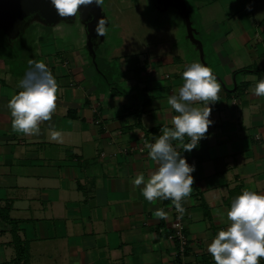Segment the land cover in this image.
<instances>
[{"label":"crops","instance_id":"0c3cea01","mask_svg":"<svg viewBox=\"0 0 264 264\" xmlns=\"http://www.w3.org/2000/svg\"><path fill=\"white\" fill-rule=\"evenodd\" d=\"M191 1L198 39H212L208 66L221 90L210 103L214 123L205 137L191 150L177 149L195 164L182 201L184 256L168 239L171 201H147L143 185L132 181L156 167L145 145L171 126L176 113L167 97L199 59L197 49L157 28L142 34L148 41L140 54L129 53L126 42L106 46L105 32L92 55L81 23L70 43L61 31L63 45L41 41L26 58L44 61L59 85L39 133L12 128L7 102L26 71L0 59V264H215L207 244L230 223L220 213L244 188L264 192V96L252 92L264 78V0ZM51 129L61 137L53 139ZM156 208L168 216H155Z\"/></svg>","mask_w":264,"mask_h":264},{"label":"clouds","instance_id":"9594fccd","mask_svg":"<svg viewBox=\"0 0 264 264\" xmlns=\"http://www.w3.org/2000/svg\"><path fill=\"white\" fill-rule=\"evenodd\" d=\"M101 0H50L61 17L75 16L81 6ZM107 21L104 16L97 18L95 34L103 36ZM32 69L18 81L19 91L7 102L11 114V126L24 134H36L40 131V122L48 121L56 108L59 89L56 77L42 60H29ZM182 84L167 97V104L175 111L171 117V126H164L162 134L145 145L147 156L155 162L147 177L143 172L135 175L132 183L143 185L141 193L149 201L170 200L179 215L185 209L182 201L192 191L195 164H190L179 152L183 144L185 150H191L205 137L210 125V103L214 102L221 90L213 69L199 59L189 62L182 72ZM252 92L264 96V78L256 81ZM205 102L197 106L196 102ZM51 137H61V132L51 129ZM187 136L188 142H184ZM172 141L180 143L174 145ZM230 223L220 228L207 251L215 264H259L264 258V192L244 188L230 202L226 213ZM154 215L166 218L168 212L156 208Z\"/></svg>","mask_w":264,"mask_h":264},{"label":"rangeland","instance_id":"374dc122","mask_svg":"<svg viewBox=\"0 0 264 264\" xmlns=\"http://www.w3.org/2000/svg\"><path fill=\"white\" fill-rule=\"evenodd\" d=\"M186 2L190 9L192 25L197 28L196 10L191 5V0H186ZM103 3L106 4L103 12L107 21L106 35L108 38H106V46L109 44L113 47L112 45L118 46L126 42L127 46L125 48L133 49V51H128L129 53L140 54L142 47L147 45L148 38L146 35L148 37L152 35L151 29L156 31L157 28H160L164 30L165 35H178L182 38L183 43L189 47H194L193 43L187 38L183 15L173 0H163L162 2H159V0H138L135 5L133 3L127 4L123 0H101L100 5ZM80 25L81 21L77 14L71 19L60 17L54 25L46 23L39 14H25L20 24L19 36L8 39L0 30V59L7 60L12 70L27 72L32 67L27 66L24 61H29L26 58H31L35 54L33 52L39 47L41 41L51 39L56 47L63 45L62 41L70 43L71 39L79 35L78 28ZM57 26H60V28L56 29ZM61 31L66 33L62 41L58 38ZM144 33H146L145 36L142 35ZM85 37L87 40V35ZM198 37L199 34H196V38ZM211 40L207 37H202L201 40L203 41L207 65L208 57H210L209 52H212ZM122 52L128 54L127 51H117L116 54L122 55ZM195 53L199 56L198 50ZM102 63V61L99 62L100 68L102 70L106 69L105 63ZM111 67L114 71L117 65L112 63Z\"/></svg>","mask_w":264,"mask_h":264},{"label":"water","instance_id":"95a60500","mask_svg":"<svg viewBox=\"0 0 264 264\" xmlns=\"http://www.w3.org/2000/svg\"><path fill=\"white\" fill-rule=\"evenodd\" d=\"M163 0H159L162 2ZM179 7L186 26L187 38L195 45L199 52L200 61L207 65L205 61V52L203 43L196 38L197 30L193 27L190 18V9L186 0H173ZM28 13L39 14L46 23L54 25L61 17L57 14L55 8L51 5L50 0H0V30L8 39H13L20 34V24L23 17ZM77 15L81 23L84 25L87 34V47L95 55L93 45L96 42L97 36L95 34V24L99 17L104 16L103 7L95 3L81 6ZM74 16H68L71 19ZM218 81L219 77L216 75Z\"/></svg>","mask_w":264,"mask_h":264},{"label":"built area","instance_id":"2783aa9c","mask_svg":"<svg viewBox=\"0 0 264 264\" xmlns=\"http://www.w3.org/2000/svg\"><path fill=\"white\" fill-rule=\"evenodd\" d=\"M173 222L171 224V233L168 236L170 241L177 242L178 245V255L184 256L186 247L188 244V239L185 235V224L183 220V215H179L173 206Z\"/></svg>","mask_w":264,"mask_h":264},{"label":"trees","instance_id":"16d2710c","mask_svg":"<svg viewBox=\"0 0 264 264\" xmlns=\"http://www.w3.org/2000/svg\"><path fill=\"white\" fill-rule=\"evenodd\" d=\"M19 248H20V247H19ZM19 248H18V249H19Z\"/></svg>","mask_w":264,"mask_h":264}]
</instances>
